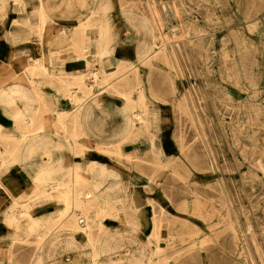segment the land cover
Returning <instances> with one entry per match:
<instances>
[{
    "label": "crops",
    "instance_id": "obj_1",
    "mask_svg": "<svg viewBox=\"0 0 264 264\" xmlns=\"http://www.w3.org/2000/svg\"><path fill=\"white\" fill-rule=\"evenodd\" d=\"M85 11L68 0H0V264H155L150 207L116 157L134 154L119 147L130 121L81 113L63 95L86 72L85 42L70 32ZM60 199H71L69 211Z\"/></svg>",
    "mask_w": 264,
    "mask_h": 264
},
{
    "label": "rangeland",
    "instance_id": "obj_2",
    "mask_svg": "<svg viewBox=\"0 0 264 264\" xmlns=\"http://www.w3.org/2000/svg\"><path fill=\"white\" fill-rule=\"evenodd\" d=\"M146 1L108 0V2L102 3L101 0H68L69 4L80 6V8L86 10L83 13V22L78 19L77 26L71 28L70 32L78 28L79 25L87 23L93 16L104 19L103 29L106 36L109 35L110 39L107 40L111 42L108 45H110L115 60L125 59L129 63L138 65V56L143 53L138 51L139 47H150L151 50L148 52L150 55H159L155 59L159 67H154L148 73L153 78L155 75L158 84L160 83L169 98L179 100L188 91H194L195 88L204 89L205 87L208 90L214 88L223 94L225 93L224 96L231 97L230 100L226 99L230 102L228 104L230 107L223 108L227 120L223 126L219 124L215 130L211 128L205 129L203 132L199 126L193 127L185 114L178 115L176 113L175 123H168L161 131V148L158 159L162 166L157 168L154 166L153 168V156L149 151V147L139 150L137 146L139 139L132 144V148L135 150L134 154L130 156L116 155L132 172L133 186L136 191L145 197L143 201L150 206L159 203L172 213L170 224L177 235L173 234L171 236L177 237V240L166 247L161 246L159 254L166 251L170 252L169 257L164 261L169 264H264V250L262 257L258 258L256 252L251 249L250 243L243 244L240 239L238 240L239 237H243V231L238 229L239 231L236 233L240 236L237 238L236 245L233 243V231L228 229V226L223 224L222 221L227 219L228 214L220 197L219 188L223 183L226 193L231 198L228 200L233 202L237 212L240 211L241 206L244 208L247 206L245 199L252 201L249 205L251 210L249 214H255L257 212L256 207H259V209L264 207V173L258 166V162L264 163V16L249 23L252 26L242 23L235 27L245 30L246 37V43L242 44L240 42L241 48L237 49H235L232 40L234 36L227 37L224 33L222 35L221 28L217 26L216 20L202 21L196 25L201 29V32L207 27L215 30V34L210 38L208 45L214 48L208 51L210 57L205 61V64L199 63L198 67L197 64L187 66V60L179 57L180 53H178L179 49L177 48L176 56L178 59L171 56V60L175 65L170 66L161 56L163 55L160 50L162 36L154 26ZM176 2L184 14L188 1L185 2L184 0L183 6L181 0H176ZM201 5L196 7L199 9ZM227 5L229 6L228 9L230 8L237 13H240L243 8L264 13V0H228ZM216 6V13L219 17L217 20L222 22L225 9L222 8L220 3H217ZM191 11V13L195 12L194 8ZM183 18V25L185 26L187 20L184 16ZM172 30L178 33L176 27ZM62 31L55 30L52 36H56ZM162 31L166 35H171V30L167 26L163 27ZM188 34H192V31ZM171 36L170 39L180 38L177 35ZM236 37L241 38L238 34ZM207 39L204 40V44H206ZM178 44L184 50L189 49V45L183 39L174 43V46L177 47ZM84 45L85 48L81 49V52L82 57L88 60V66L81 83L104 89L106 81L102 83L99 80V55L94 47L89 46L88 42L83 43ZM170 46L171 43L168 44V47ZM154 49L156 50L154 51ZM68 50H75L81 56L72 45L68 46ZM223 52L228 53L227 62L223 60ZM93 53L96 55V59L90 60ZM235 58H237L239 64H236L233 68L232 61ZM97 67L99 69H96ZM92 71L99 76H95ZM242 74L244 76L239 81H246V85H249L250 88L246 91L247 94H244V89H240L234 83V80ZM68 83L74 85V88L80 91L75 81L68 79ZM215 86H217V89ZM74 93L76 92L73 89H66L63 95L66 98H71L76 107H80L83 100L77 101L74 99ZM147 103L153 109L160 108V105H157L151 98H147ZM230 108L232 110L228 113ZM243 117L248 121L244 127L239 126ZM230 119L233 120L232 122L237 129H242L244 132L234 131L230 122H228ZM178 134H181V139ZM204 137H209L214 144L216 163L210 171L206 169L195 170L194 167L190 166L191 164L188 165L187 170L185 164L178 162L180 151L178 143H186L191 147L197 146L198 150H201V140ZM227 139L231 140V147L227 145ZM172 157L176 161L171 164L170 158ZM231 158L236 165L233 172L231 170ZM191 173H195V178L193 175H189ZM187 174L188 177H186ZM74 208L81 210V217L88 224L89 217L83 212L82 208L75 206ZM70 209L71 204L67 211ZM229 215L232 218L234 217L232 213ZM165 216L166 214L163 215L162 213L158 215L162 219ZM187 219L195 221L197 225L204 228L201 234L205 233L211 238L208 245L188 250ZM239 219L240 222L243 220V218ZM260 220L262 219L260 218ZM75 222L79 228L77 218ZM241 229H244L243 224ZM247 240L249 241V239ZM190 260L192 261L190 262Z\"/></svg>",
    "mask_w": 264,
    "mask_h": 264
},
{
    "label": "bare ground",
    "instance_id": "obj_3",
    "mask_svg": "<svg viewBox=\"0 0 264 264\" xmlns=\"http://www.w3.org/2000/svg\"><path fill=\"white\" fill-rule=\"evenodd\" d=\"M186 1H188V3L186 4L184 14L176 0L146 1L148 6L147 9L154 22V26L160 32V36H162L160 50L163 52V55L161 56L170 66L175 65L171 60V56L178 59L176 56L177 48L179 49L178 53H180L179 57L187 60V66L197 64L198 67L199 63L205 64V61L210 57L208 51L211 49L213 50L214 48H211L208 45L211 40L210 38L215 34V30L214 28L207 27L201 32V29L196 27V25L202 21L216 20L217 26L221 28L222 35L224 33L227 37L234 36L232 40L235 44V49H237L239 47L241 48L240 42H242V44L246 43V37L245 30H242L241 28L237 29L235 27L242 23L247 25L256 21L261 16H264V13L251 11L249 8H243L240 13L233 12L230 8L228 9V0H185V2ZM101 2L106 3L108 0H101ZM181 2L183 6L184 0H181ZM217 3H220L222 8L225 9L224 20L222 22L217 20L219 19L216 13ZM198 5H201L199 9L196 7ZM192 8L195 10L193 13H191ZM183 16L187 20L185 26L183 25ZM94 18L95 17L93 16L87 23L79 25L78 28L74 30V36L76 42H88L90 44L89 46L94 47L97 51L99 55L98 63L100 64L99 80H101L102 83L106 81V87H103L104 89H102L100 87L95 88L94 85L82 84L81 81L84 76L82 73L71 78L80 89V91H75L76 93L73 94V98L77 101L83 100V106L79 111L81 113L90 111L91 114H95L97 109H99V111H105L108 115L114 114L118 118L125 117L126 120L130 121L128 128L125 131L128 133H126V135L119 141V147L124 144H133L137 139L146 134L148 136L147 142L149 143V151L153 156V168L154 166L157 168L162 166V163L158 159L159 150L161 148V131L166 125H168V123H175L176 113L178 115H181L182 113L185 114L190 120L191 125L193 127L199 126L203 132L205 129L212 128L215 130L219 124L220 126L225 124L227 119L224 116L223 108L226 109L227 107H230L228 105L230 102L226 101V99H231L230 96H224L225 93L223 94L221 91L215 90L214 88L208 90L204 86V89L195 88L194 91H188L182 99L175 100L172 97L169 98L162 89L160 83L158 84V79L155 78V75L153 78L151 74H149L154 67H159L155 61L159 55H150L148 53L151 50L150 47H139L138 51L143 53L138 56V65L129 63L125 59H119L118 61L115 60L111 53L110 45H108V43L111 42L107 40L110 39L108 37L109 35L106 36V33L104 32L105 30L103 29L104 19L102 20L98 17ZM165 26L169 27L172 36L177 35L180 38L170 39L171 35H166L162 31ZM249 26L252 25L249 24ZM175 27L176 30L178 29V33L173 32L172 28ZM191 31L192 34H188ZM237 34L241 36L240 39L237 37L235 38ZM206 38L208 39L206 44H204ZM180 39L185 40V43L189 45V49L184 50L183 48H180V44H178L177 47L174 46V43ZM169 43H171L170 47H168ZM80 48L82 49L85 47L82 45ZM155 50L156 49H154V51ZM223 60L224 62L228 61V53L223 52ZM86 61L85 66L87 67L88 60ZM236 64H239L237 58L232 61L233 68ZM112 66L114 67L110 69ZM194 67L197 68L195 65ZM92 73L95 76H99L98 74L96 75L94 71H92ZM243 76V74L240 75L239 78L234 80V83H236L240 89H244V94H247L246 91L250 88L249 85H246V81H239ZM215 88L217 89V86H215ZM77 92L80 93V95H78ZM147 98H151L157 105H160V108H151L147 103ZM231 110L232 108L228 109V113ZM232 121L233 120L230 119L228 122H230L231 128L234 129V131L237 130L239 132H244L242 129H237ZM246 122L248 123L243 117L242 123L239 124V126L244 127ZM178 136L180 138L181 134H178ZM226 142L227 145L231 147V140L227 139ZM201 147L202 149L198 150L197 146L191 147L186 145V143L179 142L178 149L180 151L178 162L183 165L185 164L187 170L188 165L191 164L190 166L194 167L195 170L206 169L207 171H210L217 160L213 149L214 144L210 141L209 137H204L201 140ZM173 161H176L175 158H170L171 164ZM231 165V170L233 172L235 171L236 165L232 158ZM258 166L264 173V163L258 162ZM189 175H193L195 178V173ZM186 177H188V174ZM219 188L220 197L226 208V213L228 214L227 219L222 221L223 224L228 226V229L233 231V243L236 245L237 238L240 236L236 232L239 230L243 231V237H239L238 240L240 239L243 244L250 243L251 249L256 252L258 258H261L264 250V207L261 209L256 207L255 209L257 212L255 214H249L251 211L249 205H251L252 201L250 199H245L247 206H245V208L241 206L240 211L237 212L233 202L228 200L231 198L226 193L227 191L224 184L221 183ZM127 200L128 199H123V202ZM60 201L65 203L67 208L71 204V199H60ZM74 205L75 207L83 208L81 201L77 199H74ZM148 206L150 207L153 223L151 236L155 249L154 262L155 264H169L164 261L169 257L170 252L166 251L165 253H162L161 257L159 251L161 246L166 247L177 240V237L171 236L173 234L177 235L175 229L170 224L172 222V213L159 203H156L153 206ZM161 213L163 215L166 214L163 219L158 217ZM231 213L234 215L233 218L229 215ZM239 218H243V220L240 222ZM260 218L262 220H260ZM84 223L87 224L86 222ZM242 224L244 229H241ZM203 230L204 228L197 225L193 220H188L186 222L188 250L208 245L211 238L205 233L201 234ZM246 233L247 235L245 236ZM247 239H249V241ZM191 261L192 260H190V262Z\"/></svg>",
    "mask_w": 264,
    "mask_h": 264
}]
</instances>
